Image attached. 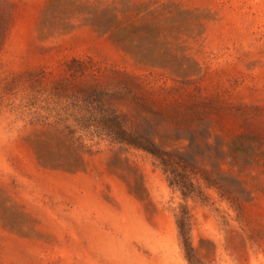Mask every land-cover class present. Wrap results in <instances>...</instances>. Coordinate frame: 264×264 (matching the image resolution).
I'll list each match as a JSON object with an SVG mask.
<instances>
[{
    "label": "rangeland",
    "instance_id": "rangeland-1",
    "mask_svg": "<svg viewBox=\"0 0 264 264\" xmlns=\"http://www.w3.org/2000/svg\"><path fill=\"white\" fill-rule=\"evenodd\" d=\"M0 264H264V0H0Z\"/></svg>",
    "mask_w": 264,
    "mask_h": 264
},
{
    "label": "trees",
    "instance_id": "trees-1",
    "mask_svg": "<svg viewBox=\"0 0 264 264\" xmlns=\"http://www.w3.org/2000/svg\"><path fill=\"white\" fill-rule=\"evenodd\" d=\"M185 244H186V248H188L189 250H192V247H191V245H189L188 243H187V241H188V239H187V236L185 237Z\"/></svg>",
    "mask_w": 264,
    "mask_h": 264
}]
</instances>
